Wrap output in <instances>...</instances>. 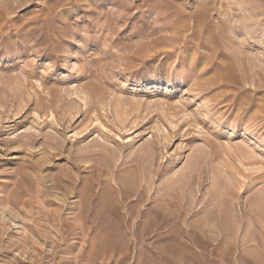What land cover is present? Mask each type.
Here are the masks:
<instances>
[{"label": "rangeland", "instance_id": "374dc122", "mask_svg": "<svg viewBox=\"0 0 264 264\" xmlns=\"http://www.w3.org/2000/svg\"><path fill=\"white\" fill-rule=\"evenodd\" d=\"M0 264H264V0H0Z\"/></svg>", "mask_w": 264, "mask_h": 264}]
</instances>
